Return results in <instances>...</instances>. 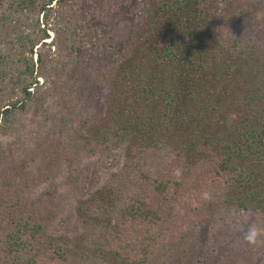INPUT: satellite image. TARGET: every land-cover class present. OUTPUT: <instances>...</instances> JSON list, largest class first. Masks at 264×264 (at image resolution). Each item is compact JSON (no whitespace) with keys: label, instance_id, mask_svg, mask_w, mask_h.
<instances>
[{"label":"trees","instance_id":"1","mask_svg":"<svg viewBox=\"0 0 264 264\" xmlns=\"http://www.w3.org/2000/svg\"><path fill=\"white\" fill-rule=\"evenodd\" d=\"M228 1L151 0L144 24L131 28L116 66H106L112 73L104 84L103 115L96 122L84 119L81 126L69 125L66 144L72 147L83 141L89 156L121 152L129 162L126 167L135 168L143 154L160 151L164 159V165L159 161L146 168L167 171L165 176L145 177L144 186L130 190L126 197L116 193L104 198L103 189L94 188L84 198L91 206L79 212V219L101 225L102 234L94 241L100 252L110 254L107 264H148L157 247L172 238L175 222L193 221L195 242L218 204L264 223V50L251 31L254 20L244 19L241 10L227 13L223 23L241 33L226 39L218 36L215 16L220 3ZM11 2L3 7L0 0V126L12 119L14 110L24 109L26 100H47L49 94L37 97L34 91L44 84L39 78H45L46 62H52L40 48L54 47L53 55L70 44L74 48L79 24L68 18V0ZM112 32L110 39L115 40L118 33ZM88 42L97 54H104V45L108 46L100 37L92 36ZM109 59L104 58V63ZM57 62L53 64L63 70L65 63ZM91 73L82 70V78L91 80L86 92L97 86L94 70ZM63 86L55 87L63 109L83 100L84 93L76 87L62 92ZM164 166L169 169L161 170ZM212 186L221 193L202 199L206 209L210 205L204 220L193 215L196 207L189 199L175 219L174 206L168 212L161 208L176 194ZM3 193L0 190V264H39L41 251L49 255L51 264L58 259L68 262V241L42 236L45 222L29 204L8 203L3 209ZM100 207L113 212L112 217L105 221L97 217Z\"/></svg>","mask_w":264,"mask_h":264},{"label":"rangeland","instance_id":"2","mask_svg":"<svg viewBox=\"0 0 264 264\" xmlns=\"http://www.w3.org/2000/svg\"><path fill=\"white\" fill-rule=\"evenodd\" d=\"M11 1L4 0L3 7L8 6ZM150 1L68 0V18L79 20L73 34L74 48H70V44L58 55H53L56 53L54 47L40 48L52 62H46L45 78H39L44 84L34 91L37 97L49 94L46 97L48 101L40 103L26 100L24 109L14 110L12 119L1 123L0 190L6 197L1 200V206L6 209L8 203L14 206L18 205L16 202L29 204L38 218L45 222L42 236L55 235L56 240L62 236L68 241L66 248L69 249V261L58 259L56 264H107V259L111 258L105 250L100 252L94 241L100 232L102 234L101 225L83 224L79 219V212L90 209L91 205L84 198L94 188H102L104 198L116 193L126 197L130 190L135 192L137 187L144 186L145 177L160 179L167 173L146 168L149 164H163L160 151L143 154L144 158L135 168L126 167L129 162L123 159L121 152L109 156H89L86 154L89 148L83 141L77 140L72 147L66 144L69 125L76 122L81 126L84 119L96 122L103 115L104 84L112 73V68L108 69L106 66H116L126 41L130 38L131 28L144 24ZM220 7L214 22V29L220 38L226 39L241 33V30L224 27L223 24L227 13L233 14L241 10L244 19L254 20L251 31L257 33L264 50V0H229L220 3ZM73 15L77 17L73 18ZM112 31L118 33L115 40L110 39ZM92 36L103 38L107 42L104 54L93 51L88 42ZM71 39L74 38L70 37ZM243 39L245 43L247 40ZM51 56L54 57L51 59ZM106 57L110 59L104 63ZM113 58L115 59L112 60ZM56 61L64 62L65 68L61 70L60 64H53ZM110 61L111 64H108ZM84 68L87 74H92L91 71L94 70V76L98 79L92 92H86L91 80L89 77L82 78ZM57 83L59 86L64 85L62 92L76 87L78 93H84L83 100L78 99L77 94H71L78 101L72 104V108L64 106L63 109L60 106L62 100L59 89L55 92ZM166 169L169 167L164 166L161 170ZM218 184L222 186V183ZM220 193L218 186H212L211 190L207 188L193 194H176L173 200L163 201L161 208L168 212L174 206L172 217L175 219L180 206L185 205L189 199L193 207H196L193 215L203 219L210 205L206 209L202 199L208 201L212 197L218 198ZM214 207L206 227L198 230L199 239L192 242L193 221L189 222L191 226L175 222L172 238L157 247L155 256L150 258L148 264H264V223H258L252 215L242 214L233 208H222L220 204ZM106 209L110 212L108 205ZM99 211L100 215L97 217L104 221L112 217L113 212H104L102 207ZM221 216L222 220L219 219ZM86 218L89 219L90 216ZM114 220L111 219V222ZM216 220L220 222L214 223ZM252 228L257 230V236L254 241L249 242L244 239V234ZM108 247L109 245L106 246L107 249ZM26 255L27 252L22 253L23 257ZM38 259L39 264L52 262L44 251L40 252Z\"/></svg>","mask_w":264,"mask_h":264},{"label":"clouds","instance_id":"3","mask_svg":"<svg viewBox=\"0 0 264 264\" xmlns=\"http://www.w3.org/2000/svg\"><path fill=\"white\" fill-rule=\"evenodd\" d=\"M257 230L255 228L250 229L247 233L244 234V239L252 242L256 239Z\"/></svg>","mask_w":264,"mask_h":264}]
</instances>
